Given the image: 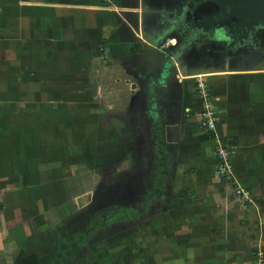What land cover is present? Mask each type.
Returning a JSON list of instances; mask_svg holds the SVG:
<instances>
[{
	"label": "crops",
	"instance_id": "obj_1",
	"mask_svg": "<svg viewBox=\"0 0 264 264\" xmlns=\"http://www.w3.org/2000/svg\"><path fill=\"white\" fill-rule=\"evenodd\" d=\"M141 6L142 0H0V264H25L24 253L13 260L11 255L16 237H27L30 231L28 225L18 226V210L5 198H13L15 192L18 200L19 193L10 152L18 107L24 101L17 87L34 82L27 66L23 65L29 74L20 70L17 50L29 54L35 50V30L62 37L60 49L73 46L70 52L65 50L64 61H75L76 68L93 56L112 61L119 53L129 69L141 72V172L155 174L158 195L155 212L143 218L145 228L139 234L141 264L156 258L164 264H264V53L253 46L231 54L206 48L201 60L193 56L195 65L212 70L200 75L217 115L216 132L207 131L196 77L183 74L190 69L157 80L162 48L132 32L135 22L141 21ZM56 21L61 25L54 30L51 23ZM78 33V42L85 47L79 50L72 45L74 39L66 40ZM258 37L264 44V31ZM62 74L68 84L82 77L76 69ZM218 141L229 151L231 171L224 178L216 173ZM237 184L249 192L248 200L234 193ZM28 190H20L27 200L33 191ZM147 237L149 241H143ZM101 246L98 241L95 247ZM86 248L77 256L83 246L63 242L52 262L103 264L99 251ZM31 256L25 258L27 264Z\"/></svg>",
	"mask_w": 264,
	"mask_h": 264
},
{
	"label": "rangeland",
	"instance_id": "obj_2",
	"mask_svg": "<svg viewBox=\"0 0 264 264\" xmlns=\"http://www.w3.org/2000/svg\"><path fill=\"white\" fill-rule=\"evenodd\" d=\"M60 25L58 21L51 23L54 30ZM61 31L64 32L63 28ZM35 33V50L31 54L20 48L17 50L21 62L19 65L22 64L20 70L29 74L28 67L33 72L34 82L19 83L17 87V95L23 97L24 101L21 103L23 106L18 107L19 120L13 128L14 145L10 152L18 170L19 193L18 200L15 192L13 198L8 196L5 200L11 201L18 210V226L28 225L30 230L27 237H16L17 247L11 260L24 253L22 261L25 264L29 255H35L36 264H53L52 257L60 252L57 246L60 230L58 220L61 214L66 213L59 206L63 195L61 177L71 174L75 180L69 178L72 188L78 190L72 192L75 194L72 199L66 197L61 202L73 204L77 208L91 194L90 181L94 187L99 182L106 184L107 178L112 176L110 171L107 175L105 166L101 165L109 156L114 157L118 151L120 156H125L119 165L115 164L112 168L113 174L123 168L128 169V165L131 167L134 160L138 161L135 158L139 152L136 138L140 135L141 127L139 129L137 126L135 111L141 108V72L129 69L130 64L122 61L119 53V57L112 61L105 56H93L91 61L79 63L76 68L75 61H64L65 50L70 52L73 46L60 49L63 42L62 37H57L58 34L42 35L38 30ZM79 38L80 34L76 38L69 34L66 40L74 39L72 45L79 50L83 47L78 42ZM91 39L97 41L93 36ZM92 41L91 46L94 45ZM66 69H76V73L81 71L82 77L75 80L76 85L62 79V72ZM65 73L69 74L67 71ZM21 79L25 81V78ZM194 80L196 88L197 78ZM150 141L152 144L153 141ZM79 177L80 181H77ZM23 189L27 192L28 189L33 190L29 200L24 192L21 193ZM144 222H141V231L145 228ZM149 233L147 235L150 236ZM99 235L97 241L102 242L103 246L95 247L94 250L87 247L86 251H99L103 264H112L113 258L116 259L115 264H141V235L135 233L129 239L119 238L115 241L106 232H100ZM145 240L148 242L149 237ZM76 252L77 256H81V250ZM156 262L164 264L163 260L157 258L149 264Z\"/></svg>",
	"mask_w": 264,
	"mask_h": 264
},
{
	"label": "flooded vegetation",
	"instance_id": "obj_3",
	"mask_svg": "<svg viewBox=\"0 0 264 264\" xmlns=\"http://www.w3.org/2000/svg\"><path fill=\"white\" fill-rule=\"evenodd\" d=\"M183 2H185V6H183ZM142 3L144 8L142 15L143 30L146 35H151L155 30H160L164 26H170L168 23L170 22L169 19L171 21L173 19V23L168 28V33L178 38L175 41L170 37L165 44L183 47L180 63L184 71L192 68L191 64L194 57L201 60V57L205 56V50L210 42L207 40L206 33L199 30H203L204 26H210L211 28L215 26L214 23L211 24L209 22L207 17L208 14L214 12L211 5L204 3V0L201 2L199 0H142ZM178 6H183L180 11ZM219 14L222 13L219 12ZM204 16L207 18H204ZM228 23L224 19L221 20L220 25L229 28ZM198 24L201 26V29L197 31L199 40L187 44L189 42L188 39H190L187 36L196 30ZM217 33L220 34L219 32ZM220 38L222 36H219ZM212 43L209 47H211ZM219 44H222L221 46L224 45L223 43ZM253 46L255 45L251 40L245 41L243 45L247 50L252 49ZM196 51L198 55L193 54ZM136 110V122L140 129L141 108ZM132 120L134 121L133 117ZM136 144L139 152H137L138 156L135 158L138 161L134 160L135 162H133L131 167L127 166L128 169L123 168L122 171H118L116 174L111 171L115 164L119 165L125 158V156H120V151L116 152L114 157L109 156L104 164L101 163L102 167L105 166L106 174L108 175L110 171L112 176L107 178L106 184L99 182L94 187H92L90 181L91 194L80 207L76 208L73 204L63 202L66 197L72 199L75 196L74 193L78 192V190L74 191L77 188H72V180H69V178L73 179L71 174H65L61 177L63 182L61 184V188L63 186V189H61L63 191L61 200L63 199V201L61 202L60 200L59 206L66 213L64 215L59 214L61 218L58 220L60 222V230L57 237L58 250L63 242H69L75 243L76 247L83 246L81 253H84L86 247L95 248L100 232H106L114 241L119 238L121 240L129 239L135 233L137 235L141 234V222L145 216L150 217L155 212L156 205H154V201L158 195L155 189V174L153 172L148 174L141 172V132L136 138ZM149 166L153 168V165L149 164ZM144 176L145 178L143 179ZM78 179L77 181H80V177ZM73 181L75 180L73 179ZM72 207L75 211L70 210ZM71 228L73 231H71ZM136 228L138 231H135ZM69 233L71 235L68 236Z\"/></svg>",
	"mask_w": 264,
	"mask_h": 264
},
{
	"label": "water",
	"instance_id": "obj_4",
	"mask_svg": "<svg viewBox=\"0 0 264 264\" xmlns=\"http://www.w3.org/2000/svg\"><path fill=\"white\" fill-rule=\"evenodd\" d=\"M200 2L202 0H199ZM204 3L211 5L214 9V12L207 15L209 18V22L214 23V28L210 26H204L202 31L206 33V37L208 42H213L211 47L208 45V50H214L216 53L219 50L222 52H227L231 54L235 49L238 50L240 47L245 49L243 45L245 41H253L255 47H261L262 52L264 53V44L263 39L258 37V33L260 31H264V0H204ZM143 4V3H142ZM185 2H183V6H185ZM183 6H178V10L180 11ZM143 5L141 6V21L135 22L133 28V34H140L141 39L144 42H147L153 46H160L162 48L163 57L161 59V66L159 68V78L157 80H166L169 77L175 75V73H182L184 70L181 68V53L183 52V47H175L171 44H165L168 38L172 37L175 41L177 40V36H171L168 33V28L173 23V19L170 22V26H164L160 30H155L153 33L146 35L144 33L143 26ZM221 12L222 14H219ZM206 16H204L205 18ZM206 17V18H207ZM228 21L227 24L229 28L225 26H221V20ZM210 25V24H209ZM201 26L198 24L196 30L189 34L187 37L188 43L191 44L194 41L199 40V33L197 32ZM220 27L218 30L217 28ZM219 32L220 34H218ZM219 36L222 38L219 39ZM218 42V43H217ZM217 43V44H215ZM219 43H223L221 46ZM206 49V50H207ZM213 52V54H216ZM198 55L197 51L195 52ZM208 54V51H207ZM193 64V63H192ZM194 62L193 67L190 68V71L187 73H183L185 76H196L202 75L206 72L212 71L211 67L201 65H195Z\"/></svg>",
	"mask_w": 264,
	"mask_h": 264
},
{
	"label": "built area",
	"instance_id": "obj_5",
	"mask_svg": "<svg viewBox=\"0 0 264 264\" xmlns=\"http://www.w3.org/2000/svg\"><path fill=\"white\" fill-rule=\"evenodd\" d=\"M197 78L196 89L197 95L201 103V117L202 124L207 131L216 132L217 115L214 109L212 98L206 87V84L200 75ZM216 173L220 177H226L231 171V164L229 161V151L221 145L218 141L216 145ZM234 193L242 200L249 199V192L243 189L240 185H235Z\"/></svg>",
	"mask_w": 264,
	"mask_h": 264
},
{
	"label": "trees",
	"instance_id": "obj_6",
	"mask_svg": "<svg viewBox=\"0 0 264 264\" xmlns=\"http://www.w3.org/2000/svg\"><path fill=\"white\" fill-rule=\"evenodd\" d=\"M31 257H33L32 258L33 260H30V262L28 261V263H30V264H36V257H35V255H33Z\"/></svg>",
	"mask_w": 264,
	"mask_h": 264
},
{
	"label": "bare ground",
	"instance_id": "obj_7",
	"mask_svg": "<svg viewBox=\"0 0 264 264\" xmlns=\"http://www.w3.org/2000/svg\"><path fill=\"white\" fill-rule=\"evenodd\" d=\"M139 9V8H138Z\"/></svg>",
	"mask_w": 264,
	"mask_h": 264
}]
</instances>
